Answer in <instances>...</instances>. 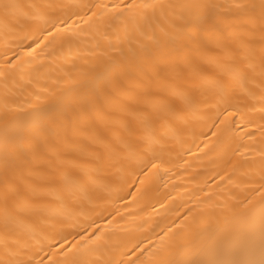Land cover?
Returning <instances> with one entry per match:
<instances>
[{"label":"bare ground","instance_id":"1","mask_svg":"<svg viewBox=\"0 0 264 264\" xmlns=\"http://www.w3.org/2000/svg\"><path fill=\"white\" fill-rule=\"evenodd\" d=\"M0 264H264V0H0Z\"/></svg>","mask_w":264,"mask_h":264}]
</instances>
